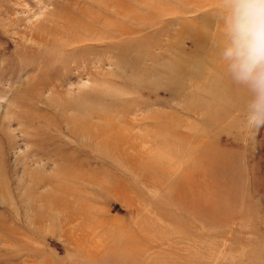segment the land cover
Instances as JSON below:
<instances>
[{
  "label": "rangeland",
  "instance_id": "obj_1",
  "mask_svg": "<svg viewBox=\"0 0 264 264\" xmlns=\"http://www.w3.org/2000/svg\"><path fill=\"white\" fill-rule=\"evenodd\" d=\"M217 8L0 0V264H264Z\"/></svg>",
  "mask_w": 264,
  "mask_h": 264
},
{
  "label": "clouds",
  "instance_id": "obj_2",
  "mask_svg": "<svg viewBox=\"0 0 264 264\" xmlns=\"http://www.w3.org/2000/svg\"><path fill=\"white\" fill-rule=\"evenodd\" d=\"M216 40L224 75L245 95L244 126L264 127V0H218Z\"/></svg>",
  "mask_w": 264,
  "mask_h": 264
},
{
  "label": "bare ground",
  "instance_id": "obj_3",
  "mask_svg": "<svg viewBox=\"0 0 264 264\" xmlns=\"http://www.w3.org/2000/svg\"><path fill=\"white\" fill-rule=\"evenodd\" d=\"M126 12H127V10H126ZM116 14H117V15H116V17H117L118 15L123 14V13H121V12H117ZM111 15H112V14H111Z\"/></svg>",
  "mask_w": 264,
  "mask_h": 264
}]
</instances>
